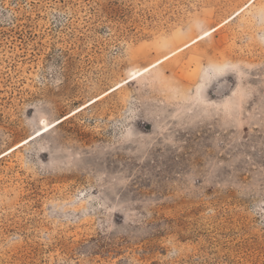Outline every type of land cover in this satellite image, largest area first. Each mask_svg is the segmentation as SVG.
Instances as JSON below:
<instances>
[{
	"label": "rangeland",
	"instance_id": "rangeland-1",
	"mask_svg": "<svg viewBox=\"0 0 264 264\" xmlns=\"http://www.w3.org/2000/svg\"><path fill=\"white\" fill-rule=\"evenodd\" d=\"M0 264H264V0H0Z\"/></svg>",
	"mask_w": 264,
	"mask_h": 264
},
{
	"label": "bare ground",
	"instance_id": "bare-ground-1",
	"mask_svg": "<svg viewBox=\"0 0 264 264\" xmlns=\"http://www.w3.org/2000/svg\"><path fill=\"white\" fill-rule=\"evenodd\" d=\"M239 11H240V10H239ZM215 29H216V27L211 28L210 30H208V33H207V34H210V33H211L213 30H215ZM200 38H201V36H198V37L194 38L193 40H191L190 42H188L187 44H185L183 47H186V46L192 44L193 42L199 40ZM172 54H173V53H171L170 55H172ZM170 55H168V56H170ZM168 56H166L165 58H163V60L166 59ZM60 120H62V119H60ZM60 120L55 121V122H52V123H47V122H46L38 132H42V133H44V132L48 131L53 125H55V124H56L57 122H59ZM42 133H40V134H42ZM29 138H30V137H29ZM29 138H27L26 140H24L23 143H20L18 146H21L22 144H24L25 141L28 142V139H29ZM13 148H16V146L13 147ZM13 148H12V149H13ZM12 149H10V150H12Z\"/></svg>",
	"mask_w": 264,
	"mask_h": 264
},
{
	"label": "snow or ice",
	"instance_id": "snow-or-ice-1",
	"mask_svg": "<svg viewBox=\"0 0 264 264\" xmlns=\"http://www.w3.org/2000/svg\"><path fill=\"white\" fill-rule=\"evenodd\" d=\"M207 34V33H206ZM145 70H147V69H145ZM117 87H119V85H117ZM43 123H45L43 120L41 121V124H43ZM37 134H39V132H37ZM27 141H25V143H26Z\"/></svg>",
	"mask_w": 264,
	"mask_h": 264
}]
</instances>
